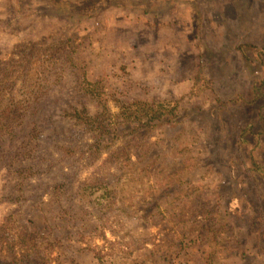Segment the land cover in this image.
<instances>
[{
	"label": "rangeland",
	"instance_id": "1",
	"mask_svg": "<svg viewBox=\"0 0 264 264\" xmlns=\"http://www.w3.org/2000/svg\"><path fill=\"white\" fill-rule=\"evenodd\" d=\"M0 264H264V0H0Z\"/></svg>",
	"mask_w": 264,
	"mask_h": 264
},
{
	"label": "trees",
	"instance_id": "2",
	"mask_svg": "<svg viewBox=\"0 0 264 264\" xmlns=\"http://www.w3.org/2000/svg\"><path fill=\"white\" fill-rule=\"evenodd\" d=\"M133 106H136V107L142 106V108H144L145 113L147 115H149V117L145 116L147 124H149L153 120H158V121L162 120V117H164V115H166L168 113V110L166 109V107H164V104H162V103L152 105L149 103L136 102V103H134ZM103 108H104V111L100 115H98L96 117V119H94L95 121L105 120V116L108 113V109L106 108V106H104ZM132 113H135V112H130L129 115H132ZM76 115H78V117L80 118L79 112H77ZM135 115H136L135 119H137L138 115L137 114H135ZM102 118H104V119H102ZM129 118L133 119V117H130V116H129ZM85 119H86V121L91 120L88 117ZM126 119H128V118H126Z\"/></svg>",
	"mask_w": 264,
	"mask_h": 264
}]
</instances>
